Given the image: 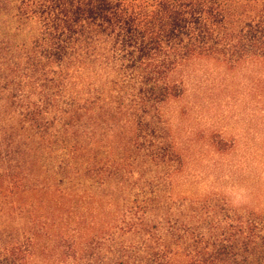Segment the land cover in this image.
<instances>
[{"label": "trees", "instance_id": "16d2710c", "mask_svg": "<svg viewBox=\"0 0 264 264\" xmlns=\"http://www.w3.org/2000/svg\"><path fill=\"white\" fill-rule=\"evenodd\" d=\"M0 17V264H264V218L174 213L141 167L182 157L161 125L180 67L264 58V0H0Z\"/></svg>", "mask_w": 264, "mask_h": 264}, {"label": "rangeland", "instance_id": "374dc122", "mask_svg": "<svg viewBox=\"0 0 264 264\" xmlns=\"http://www.w3.org/2000/svg\"><path fill=\"white\" fill-rule=\"evenodd\" d=\"M5 23L0 17L3 35L9 33ZM176 79L184 91L164 105L161 125L182 160L143 163L142 171L164 190L170 188L174 213L195 216L202 207L219 204L224 209L213 213L264 218V58L237 64L196 58L179 68ZM169 169L175 171L172 186L164 178ZM54 174L51 168L35 169V177L46 182L62 176ZM66 183L80 192L86 189L77 180ZM13 229L12 216H0V232ZM35 264L48 263L40 259Z\"/></svg>", "mask_w": 264, "mask_h": 264}]
</instances>
